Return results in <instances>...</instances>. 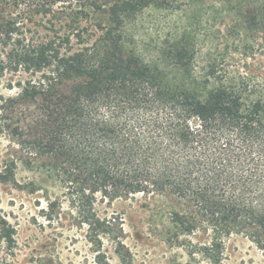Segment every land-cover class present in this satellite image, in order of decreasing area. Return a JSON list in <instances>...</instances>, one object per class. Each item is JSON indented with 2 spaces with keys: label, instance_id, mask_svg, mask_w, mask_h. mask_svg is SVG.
<instances>
[{
  "label": "trees",
  "instance_id": "obj_1",
  "mask_svg": "<svg viewBox=\"0 0 264 264\" xmlns=\"http://www.w3.org/2000/svg\"><path fill=\"white\" fill-rule=\"evenodd\" d=\"M191 2L229 16V33L246 32L244 55L264 51V0H0L1 61L27 74L0 96V136L16 146L0 182L18 163L51 179L60 195L39 181L28 187L43 192L48 223H60L65 203L90 241L111 240L119 255L121 228L96 201L159 198L165 241L222 264L232 236L264 251V66L210 65L196 78L197 43L184 31L165 55L172 76L189 77L179 82L145 60L129 32L145 8ZM13 231L0 218V244L11 245Z\"/></svg>",
  "mask_w": 264,
  "mask_h": 264
},
{
  "label": "rangeland",
  "instance_id": "obj_2",
  "mask_svg": "<svg viewBox=\"0 0 264 264\" xmlns=\"http://www.w3.org/2000/svg\"><path fill=\"white\" fill-rule=\"evenodd\" d=\"M215 10L209 3L194 2L173 11L148 7L129 25V32L142 57L158 61L169 78L175 77L179 82L189 77L184 73L172 76L175 69L165 55L168 44L184 31L197 43L191 70L196 78L210 65L263 67L264 51L253 49L244 55L247 33H229L231 18ZM5 54L0 47V96L14 94L18 89L16 82L27 77L4 67L1 60H5ZM15 149L0 136V165L12 158ZM39 178L36 172L18 163L13 179L0 182V218H5L14 230L11 245L0 244V264H101L98 260L108 264H211L199 256L189 257L183 248L165 241L168 215L159 198L136 195L110 203L96 201L97 214L116 218L117 231L121 228L123 255L115 252L117 244L111 240L105 238L101 247L90 241L87 228L72 223L73 213L65 203L60 223H48L41 212L46 207L45 196L41 190L28 191L29 182H42L51 197L60 195L61 189L51 179ZM222 264H264V251L242 236H232L225 241Z\"/></svg>",
  "mask_w": 264,
  "mask_h": 264
}]
</instances>
